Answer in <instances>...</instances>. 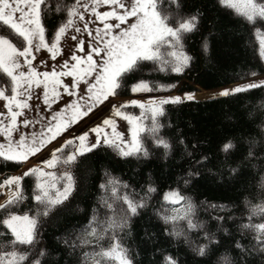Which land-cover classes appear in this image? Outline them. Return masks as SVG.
I'll use <instances>...</instances> for the list:
<instances>
[{"label": "trees", "instance_id": "trees-1", "mask_svg": "<svg viewBox=\"0 0 264 264\" xmlns=\"http://www.w3.org/2000/svg\"><path fill=\"white\" fill-rule=\"evenodd\" d=\"M46 3L48 7L42 4L40 17L46 40L51 42L75 0ZM178 3V14L170 0H158V10L168 15L167 22L174 27L181 17H197L196 27L182 34L176 49L190 57L187 66L176 73L170 71V65L159 71L160 63L140 61L139 67L121 81L117 97L131 96V86L140 80L148 82L152 94L177 91L186 96L264 75L260 48L264 19L250 23L220 0ZM0 35L18 47L22 41L2 22ZM171 50L162 45L161 59H170L167 52ZM4 80L8 78L0 73V84ZM9 85L10 80L3 85L7 93ZM198 87L202 91H196ZM162 107L157 135L167 140V150L154 143L148 132L152 119L147 107H134L124 111L140 118L145 129L140 139L147 156H121L115 147L99 144L78 155L69 166L63 164V157L72 151L71 147L59 153L62 172H71L72 189L47 215L38 214L43 205L33 199L38 191L36 176L23 178L19 197L7 212L0 209V220L8 212L36 218L33 244L15 246L17 253H27L19 264H33L37 259L39 264H116L111 258L93 255L110 246L111 231L100 239L87 235L91 227H96L99 234L104 227L100 222L113 215L105 206L106 200L112 202L111 192L100 187H107L110 178L128 186L121 187V193L126 191L137 200L145 197L146 206L128 218L123 230H117L132 264H167L166 256L175 259L176 264H264V251L260 249L264 233L249 226L264 223V212L252 213L254 206L264 205V85L213 99H183ZM229 142L232 146L225 150L223 146ZM22 165L0 157V183L1 177L7 178ZM190 172L193 175L189 176ZM149 185L155 191L146 197ZM173 189L194 206L192 220L197 227L189 229L185 219L175 225L161 219V214H171L173 208L179 209L184 203L163 200L164 194ZM94 215L96 223L90 227ZM174 227L178 235L172 234ZM11 240L14 237L10 230L0 223V253L13 251L5 243ZM200 245L206 246L204 255L197 254Z\"/></svg>", "mask_w": 264, "mask_h": 264}, {"label": "snow or ice", "instance_id": "snow-or-ice-1", "mask_svg": "<svg viewBox=\"0 0 264 264\" xmlns=\"http://www.w3.org/2000/svg\"><path fill=\"white\" fill-rule=\"evenodd\" d=\"M170 2L175 4L178 14V0H170ZM220 3L235 9L250 23L257 18L264 19V0H220ZM42 4L45 8L48 7L46 0H0V22L10 28L16 36L22 38L18 47L11 39L0 35V73L5 74L10 80V94H6L7 90L3 86L8 83V80H4L0 84V99L5 101L3 107L7 110L6 112H0V117L4 118L0 119V133L3 134L6 141V143H0V157L16 162L28 161L29 157L41 153L52 141L61 136V133L82 121L105 101H108L111 105L114 116H121L128 121L130 125L129 140L122 139L121 134L115 131V122L112 118H104L101 124H97L89 130L96 133L95 143H88L89 132L84 131L78 136H73L72 139H64L59 146L52 145L51 158L43 160L42 163L49 167L54 166L60 159L57 153L64 152L66 146L78 141L73 151L67 152L63 157V164L70 166L76 160L77 155L96 148L100 144L102 134L103 143L115 147L121 156L137 154L147 156L148 152L143 147L140 139V133L145 131L140 118L122 111L127 105H135L145 109V104L132 99L117 106L109 101V97L117 95V89L120 88L121 81L127 78L128 73L139 67L138 62L140 61L160 63L159 71L169 69L170 65V71L182 72L190 57L178 52L176 49L180 47L182 34L190 32L196 27L197 17L195 15L181 17L174 27L167 22L168 15L162 14L158 10V0H131L130 5L126 4L124 0H88L87 3L75 0V3L67 8L68 19L55 30L49 43L46 42L45 28L40 19ZM101 5L108 6V10L97 11ZM80 9H83V11H80ZM85 12L91 13L95 20L103 24V29L100 27L95 28L94 37L93 30L89 28L92 20H85ZM129 17L134 18L133 21L128 23L127 27L121 28V23L128 21ZM74 18L83 22V31L90 37L87 54L77 55L74 51H70L69 59L64 60L59 65L60 71H57L55 67L51 71H37L32 64L35 59L33 45H35L36 51L46 48L51 53L52 58L55 59L59 52V41L66 31L69 28H73L76 33L82 31L80 27L75 26ZM109 18H114L116 23L107 22ZM113 29H118V31L113 32ZM71 38L73 41L78 40L77 36ZM261 42L264 44V38ZM83 43L81 39L76 44L81 52L85 51L82 47ZM165 44L169 49H172L167 52L170 59H161V46ZM20 58H23V62ZM41 63L43 64L44 61H41ZM25 66H27L26 70H23ZM62 77H69L70 79L65 83L61 79ZM81 83L84 86L82 91L80 90ZM261 85H264V80L224 89L221 94L228 95L230 92H242ZM37 88H42V94L37 98H42L48 109H51L52 104L61 98V89L68 94L70 99L65 102L63 108H59V105H57L59 110L51 111L48 117L38 115L35 119L24 118L20 123L25 126L38 124L40 130L28 134L20 133L19 139L14 140L12 133L18 131L17 117L24 116L25 109L32 110L29 101ZM151 90L148 82L144 80H140L131 86L133 93ZM71 97L76 98L71 99ZM187 98L191 99L192 97L188 96ZM169 99L175 102L180 97L164 98L159 102L153 100L149 101L147 105V111L150 112L152 119V126L148 129V132L152 134L154 143L163 145L165 150L169 148V144L167 140L157 135L161 127L157 117L163 114L162 105L167 103ZM108 126L112 128L111 136L104 132V127ZM231 146V142H229L224 144L223 147L227 150ZM249 155H251V152ZM203 159L204 157H201V160ZM232 171L235 172L236 169L233 168ZM31 173H41L53 177L47 183L38 182L36 185L38 191L33 196L35 201L43 205L42 211L38 214L47 215L48 211L53 206L62 203L71 191L73 183L71 172L65 171L62 173L65 183L61 188L56 187V179L52 173H44L43 169L32 167L28 168L23 175L26 176ZM191 175L193 173L190 172L189 176ZM21 178V176H11L0 184V188L5 185H16L15 193L10 194L3 203H0V209L7 212L8 207L19 197ZM187 183L188 181L185 180V184ZM100 187L111 192L109 200L112 202L106 200L105 206L113 215L100 222L104 227L99 234L96 227H91L93 223H96L94 215L92 221H90L91 231L87 235L100 239L103 234L111 231V244L107 249H101L99 253L93 255L111 258L116 264H132L131 259L126 254L127 250L119 242L117 230H123L127 226L128 218L137 214L138 209L146 206L145 197L137 200L126 191L121 193L119 189L121 187L126 189L128 186L122 185L120 181L112 178L109 179L107 187L104 184H101ZM154 191L155 189L149 185L145 196H149ZM163 200L170 204L184 202L180 204L179 209L173 208L171 214H161V219L166 224L172 223L175 225L178 220L185 219L189 229L197 227L192 220L194 206L178 190L173 189L166 192ZM117 202H119V205H117ZM259 212H264V205L253 207V214ZM0 223L10 230L11 235L14 237V240L5 241L7 245L13 247V251L7 254L0 253V264H19V262L25 260L27 253H17L14 250L15 246L16 244H33L36 236V218L28 215L18 216L8 212L5 218L0 220ZM249 226L254 227L259 233H264V223ZM172 234L178 235L175 227ZM205 235L207 236V234ZM83 242L88 243L89 241L83 240ZM205 247V245H200L197 254L204 255ZM260 249L264 251V239H261ZM41 255H43L42 252ZM165 260L167 264H176V260L170 256H166ZM33 264H39V260L33 261Z\"/></svg>", "mask_w": 264, "mask_h": 264}, {"label": "rangeland", "instance_id": "rangeland-1", "mask_svg": "<svg viewBox=\"0 0 264 264\" xmlns=\"http://www.w3.org/2000/svg\"><path fill=\"white\" fill-rule=\"evenodd\" d=\"M80 2L81 3H87L88 0H80ZM124 2L126 4L130 5L131 0H124ZM107 10H108V6H106V5H101L97 9V11H107ZM80 11H83V9H80ZM233 11L238 13L235 9H233ZM18 15L19 14L17 13V16ZM40 19H41V17H40ZM67 19H68V17L66 18V20ZM89 19L92 20V23L89 24V28L91 30H93V37H94L95 36V31H94L95 28L100 27L101 29H103V24L100 21L95 20V17L92 16L91 13L85 12V20L87 21ZM133 19L134 18L129 17L128 21L121 23L120 27L121 28L127 27L128 23H131L133 21ZM66 20L63 23H65ZM74 21H75V26L80 27L82 29V31L80 33H76L73 30V28H69L66 31L64 36H62L61 40L59 41V52L57 53L55 59L52 58L51 53L46 48H41L39 51H36L35 45H33V56L35 57V59L32 61V64L36 68L37 71H40V72L51 71L53 67H55L57 71H60L59 65L62 64L64 60L69 59L70 51H74L77 55H86L87 54L88 42H89L90 37L88 36V34L86 32L83 31V22H81L79 20H75V18H74ZM107 22L116 23L114 18H109V20ZM116 31H118V29H113V32H116ZM72 36H77L78 40L73 41L71 38ZM45 38H46V36H45ZM262 38H264V36L260 38V48H261V54L264 58V44H262V42H261ZM81 39L84 42L82 45V47L85 49L84 52H81L76 47V44ZM46 42H48V41L46 40ZM20 60H21V62H23V58H20ZM41 61H44V63L42 64ZM70 63H71V61H70ZM26 67L27 66H25L23 70H26ZM61 79L65 83H67L70 78L69 77H62ZM259 80H264V75L258 76V77H255V78L243 81V82L235 83V84H232V85L227 86V87H223L219 90H216V91H218L217 93H216V91H211V92H209V94H205L206 97L202 96V95L196 96L195 94H197V93H191L189 95L182 96L177 91H173L170 93H160V94H152V93H150V91H139V92L133 93L131 96H125V97L110 96L109 101H111L113 104H116L117 106H119V104H122V103L129 101V100H132V99H135V100H139L142 103H144L145 108H146L149 101L155 100L156 102H159L161 99L170 98V97H180L179 100L175 101V102H178V101L183 100V99H188L187 97L191 96V95H192L191 97L195 100H203L205 98L222 96L221 93L224 89H230V88L236 87L237 85H243V84H247V83L258 82ZM83 87L84 86L81 83V85H80L81 91L83 90ZM60 91H61V98L52 104L51 109H48L45 106V104L43 103V99L37 98L38 96H41L42 88H37L34 90L32 99L29 101L30 105H32V110L29 111V110L25 109L24 110V116L17 117V129H18V131L12 133V137L14 140L19 139L20 133L28 134V133H31L33 131H39L40 130V125H38V124L25 126L22 123H20V121H22L24 118L35 119L38 115L43 116V117H48L50 115L51 111H58L59 110L57 108V105H59V108H63L65 102L69 101L70 98H69L67 93H64L62 91V89ZM196 91H202V89H197ZM230 93H232V92H230ZM6 94H10V92H8V93L6 92ZM78 94H79V92H78ZM75 98L76 97H71V99H75ZM196 98H198V99H196ZM172 102L173 101L171 99H169L167 103H172ZM4 103H5V101L0 99V112H6L7 111L3 107ZM134 107H139V106L127 105V107L124 109H130V108H134ZM37 109H38V111H37ZM124 109H122V111H124ZM109 117L114 120L115 131L117 133L121 134V138L124 140H129L130 139V133H129L130 125H129L128 121L125 120L121 116H114L112 113V110H111V105L108 103V101H105L104 104L98 105V107L96 109H94L92 113H89V115L87 117L83 118L82 121H79L77 124L72 125L68 130L61 133V136L57 137V139L55 141H52L51 144H49L44 150H42L41 153H37L35 156L29 157L28 161L22 162V164H23L22 167L18 171L14 172L13 174H11L8 177L21 176L22 178L19 182V189H20L21 182H22L23 178L25 177L23 175V173L26 172L28 168L36 167L38 169H43L44 173H52L56 179V187L61 188L62 185L65 183V180L62 178V173H64V172H62L63 168H62V164H60V162H59L60 159L52 167H49V166L45 165L44 163H42L43 160L51 158L50 153H51L52 145L59 146V144L62 143L64 139H72L73 136H78L84 131L89 132V135L87 137L88 143H90V144L95 143L96 142V133L91 132L89 130L92 127H95L97 124H101L102 120L104 118H109ZM0 119H4V118L0 117ZM104 132L108 133L111 136L112 128L110 126L104 127ZM0 143H6L5 138H4L2 133H0ZM77 144H78V141H74V143L72 145H68L66 147H71V149L73 151L74 147ZM100 144H104L103 143V134L101 135ZM84 153H87V152H84ZM58 155H59V153H57V156ZM31 174L36 176L37 183L38 182L47 183V182L51 181L53 178V177H50V176H47V175H44L41 173H31ZM7 178L4 176L1 177V183L0 184H2L3 181ZM15 190H16V185H5L3 188H0V203H3L8 198V196L10 194L15 193ZM69 193H68V195H69Z\"/></svg>", "mask_w": 264, "mask_h": 264}, {"label": "bare ground", "instance_id": "bare-ground-1", "mask_svg": "<svg viewBox=\"0 0 264 264\" xmlns=\"http://www.w3.org/2000/svg\"><path fill=\"white\" fill-rule=\"evenodd\" d=\"M215 91H216V90H215ZM209 92H210V91H209ZM209 92H203V93H202V92H195V93H197V94H195V95H196V96H201V95H202V96H205V94H209ZM217 92H218V91H216V93H217ZM191 96H192V95H191ZM205 97H206V96H205ZM202 98H203V97H202ZM202 98H201V99H202ZM196 99H198V98H196Z\"/></svg>", "mask_w": 264, "mask_h": 264}, {"label": "water", "instance_id": "water-1", "mask_svg": "<svg viewBox=\"0 0 264 264\" xmlns=\"http://www.w3.org/2000/svg\"><path fill=\"white\" fill-rule=\"evenodd\" d=\"M198 89H201V88L198 87ZM211 98H215V97H211ZM211 98H205V99H211Z\"/></svg>", "mask_w": 264, "mask_h": 264}]
</instances>
